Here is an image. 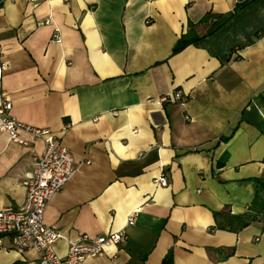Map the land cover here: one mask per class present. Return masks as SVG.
Returning <instances> with one entry per match:
<instances>
[{
  "label": "crops",
  "instance_id": "crops-1",
  "mask_svg": "<svg viewBox=\"0 0 264 264\" xmlns=\"http://www.w3.org/2000/svg\"><path fill=\"white\" fill-rule=\"evenodd\" d=\"M0 50V104L78 167L45 211L60 256L124 230L79 264H264V0L4 1ZM22 138L0 132V210L23 205L45 148Z\"/></svg>",
  "mask_w": 264,
  "mask_h": 264
},
{
  "label": "built area",
  "instance_id": "built-area-1",
  "mask_svg": "<svg viewBox=\"0 0 264 264\" xmlns=\"http://www.w3.org/2000/svg\"><path fill=\"white\" fill-rule=\"evenodd\" d=\"M4 1L14 0H0V6ZM24 1L36 4L48 0ZM5 69L6 63L0 59V76ZM12 108L9 100L1 102L0 132L8 134L10 140L18 144H26L22 134H28L36 141L42 140L45 148L43 153L34 155L23 205L18 209L9 207L0 210V248H4L5 242L9 241L19 251H35L39 255L38 264H79L102 255L106 247L120 245L126 239L124 230L100 237L83 236L69 243L67 255L57 253L55 246L62 239V234L45 223V211L53 197L76 175L78 167L72 153L50 129L17 120L11 114ZM156 182L161 187L168 186L164 175ZM136 217L137 213L132 214L128 225H133Z\"/></svg>",
  "mask_w": 264,
  "mask_h": 264
},
{
  "label": "trees",
  "instance_id": "trees-1",
  "mask_svg": "<svg viewBox=\"0 0 264 264\" xmlns=\"http://www.w3.org/2000/svg\"><path fill=\"white\" fill-rule=\"evenodd\" d=\"M191 30H193V27H191ZM195 42H197L196 40H194V39H191V38H188V37H183L181 40H180V42L176 45V47H175V53H178V52H180V51H182V50H184L187 46H189V45H192V44H194ZM257 204H258V202H257V200L253 203V206H252V208L254 207V206H257ZM251 209V208H250ZM249 209V210H250ZM249 213H252V211L250 210V212ZM256 218H258V216H256V215H252V214H247V215H245V216H241L240 217V219H241V221H242V225L240 226V228H242V227H246L252 220H255ZM168 260L166 259V262H167Z\"/></svg>",
  "mask_w": 264,
  "mask_h": 264
}]
</instances>
